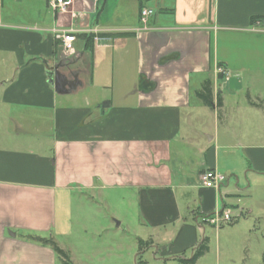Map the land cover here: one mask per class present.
I'll return each mask as SVG.
<instances>
[{
    "label": "crops",
    "instance_id": "crops-1",
    "mask_svg": "<svg viewBox=\"0 0 264 264\" xmlns=\"http://www.w3.org/2000/svg\"><path fill=\"white\" fill-rule=\"evenodd\" d=\"M49 1L0 0V264H55L50 247L26 237L70 236L75 199L113 188L137 192L155 261L190 259L206 236L199 216L224 208L237 216L228 224L237 222L243 208L233 211L234 200L264 164V145L244 146L245 161L236 138L195 140L191 80L209 78L214 98L223 95L232 79L216 62L213 35L260 38L264 0H72L65 11ZM144 7L153 11L145 24ZM155 10L163 19L152 20ZM61 30L75 36L71 51ZM142 78L153 86L140 88ZM249 107L261 113L263 101ZM181 134L191 152L179 147L173 159ZM191 156L195 168L184 174L180 158ZM208 169L226 176L219 189L200 183ZM208 251L183 264H264L248 253L222 259L219 250L205 259Z\"/></svg>",
    "mask_w": 264,
    "mask_h": 264
},
{
    "label": "rangeland",
    "instance_id": "rangeland-1",
    "mask_svg": "<svg viewBox=\"0 0 264 264\" xmlns=\"http://www.w3.org/2000/svg\"><path fill=\"white\" fill-rule=\"evenodd\" d=\"M148 4L155 9L154 2ZM163 16L155 10L153 18L151 16L148 19L158 20L163 19ZM256 37L250 38L238 31H217L213 35L212 47L216 62L226 66L227 74L232 79L230 90L227 88L221 94V109L204 106L196 94L199 89L198 79L194 77L191 80L189 113L195 130V134L192 132L191 135L195 140L204 141L207 136L218 132L220 144H233V138H236L241 144L237 151L244 156L245 161L247 157L244 155V146L264 145V109L260 113L249 107V100L257 103L263 101L264 105V34L260 38ZM236 77L241 78V89H237L234 84ZM182 135L172 141L173 159L180 157L177 156L179 147H185L184 154L191 152L188 146L181 144ZM190 139L192 141V137ZM226 158L229 163L235 162L230 156ZM173 159L170 165L176 163L177 159ZM187 159L180 158L185 163L184 174L195 168L192 161H196V156ZM262 166L257 169L260 174L256 175V179H246L247 188L240 192V201L234 200L233 211H241L243 208V215L237 222L218 228L217 231L204 225L205 234L210 239L205 259H213L219 250L222 259L240 258L244 256L243 253H248L251 261L263 260L264 164ZM241 170L244 174L246 167ZM242 177L245 178L244 175ZM84 197L82 203L78 198L74 202L72 234L55 239L73 264H173L155 261L154 249L144 246V242L149 239L141 224L135 190H94L86 192ZM55 264L64 262L56 258Z\"/></svg>",
    "mask_w": 264,
    "mask_h": 264
},
{
    "label": "built area",
    "instance_id": "built-area-1",
    "mask_svg": "<svg viewBox=\"0 0 264 264\" xmlns=\"http://www.w3.org/2000/svg\"><path fill=\"white\" fill-rule=\"evenodd\" d=\"M72 0H50L49 4L53 10L65 11L70 5ZM152 9L144 7L140 10V21L145 24L148 16L152 14ZM59 37L62 41V47L66 51L73 49V43L75 36L71 31L61 30ZM226 176L221 174L216 169L205 170L199 176L200 183L204 187L219 189L220 185L225 181ZM237 216H234L229 209L215 210L211 214H204L199 217L200 221L204 225L212 226L216 229L221 226L232 223L236 220Z\"/></svg>",
    "mask_w": 264,
    "mask_h": 264
},
{
    "label": "trees",
    "instance_id": "trees-1",
    "mask_svg": "<svg viewBox=\"0 0 264 264\" xmlns=\"http://www.w3.org/2000/svg\"><path fill=\"white\" fill-rule=\"evenodd\" d=\"M257 18L259 17L257 16L251 17V22L254 23ZM117 34H120V33H117ZM110 35H115V34H110ZM218 65H220V63H218ZM216 75H217L218 80H221L223 78V75L219 72ZM145 83L151 84L153 86L152 83L142 78L140 79V84H139L140 88H144ZM196 94L200 98L204 106H207L213 109H219L221 107V96L219 94H216L214 98L213 85L209 78H204L200 82L199 89L197 90ZM26 239L32 242L38 243L40 245L50 247L54 251L56 258L62 260L64 264H73L71 260L69 259L67 252L63 250L61 247H59L57 242L51 236L30 234L26 237ZM207 242H208L207 237H204L193 250L191 258L190 259L180 258L178 259V263L179 264L193 263L199 256H201L207 251L208 249Z\"/></svg>",
    "mask_w": 264,
    "mask_h": 264
},
{
    "label": "water",
    "instance_id": "water-1",
    "mask_svg": "<svg viewBox=\"0 0 264 264\" xmlns=\"http://www.w3.org/2000/svg\"><path fill=\"white\" fill-rule=\"evenodd\" d=\"M14 235V233H12Z\"/></svg>",
    "mask_w": 264,
    "mask_h": 264
}]
</instances>
